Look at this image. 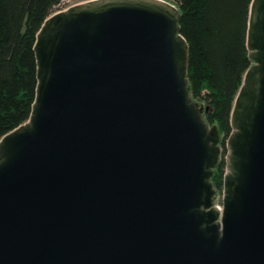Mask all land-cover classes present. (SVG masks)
<instances>
[{
	"label": "water",
	"instance_id": "95a60500",
	"mask_svg": "<svg viewBox=\"0 0 264 264\" xmlns=\"http://www.w3.org/2000/svg\"><path fill=\"white\" fill-rule=\"evenodd\" d=\"M180 13L88 0L34 43L28 120L0 139V264H264V0L220 133L192 99Z\"/></svg>",
	"mask_w": 264,
	"mask_h": 264
},
{
	"label": "trees",
	"instance_id": "16d2710c",
	"mask_svg": "<svg viewBox=\"0 0 264 264\" xmlns=\"http://www.w3.org/2000/svg\"><path fill=\"white\" fill-rule=\"evenodd\" d=\"M61 1L0 0V139L30 116L37 85L36 35ZM251 1L168 0L180 13V34L188 45L190 95L207 108L203 117L218 128L223 146L234 99L251 65L246 46ZM225 171L220 159L211 179L218 193Z\"/></svg>",
	"mask_w": 264,
	"mask_h": 264
},
{
	"label": "rangeland",
	"instance_id": "374dc122",
	"mask_svg": "<svg viewBox=\"0 0 264 264\" xmlns=\"http://www.w3.org/2000/svg\"><path fill=\"white\" fill-rule=\"evenodd\" d=\"M83 1H86V0H62L61 3L55 8V11L63 10L65 8H67L68 6H71L73 4L83 2ZM220 147H221L220 159H223L226 162V155H227L226 141H225L224 146L220 145ZM217 197H218V200H217L216 205L218 206V208L219 207L221 208V195H220V193L217 194Z\"/></svg>",
	"mask_w": 264,
	"mask_h": 264
},
{
	"label": "built area",
	"instance_id": "2783aa9c",
	"mask_svg": "<svg viewBox=\"0 0 264 264\" xmlns=\"http://www.w3.org/2000/svg\"><path fill=\"white\" fill-rule=\"evenodd\" d=\"M86 1H88V0H86ZM83 2H84V1H83ZM79 3H81V2H79ZM76 4H78V3H76ZM73 5H75V4H73ZM71 6H72V5H71ZM68 7H70V6H68ZM68 7H67V8H68ZM65 9H66V8H65ZM63 10H64V9H63Z\"/></svg>",
	"mask_w": 264,
	"mask_h": 264
}]
</instances>
